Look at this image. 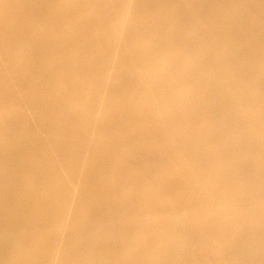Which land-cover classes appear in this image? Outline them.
Listing matches in <instances>:
<instances>
[{
  "label": "bare ground",
  "instance_id": "bare-ground-1",
  "mask_svg": "<svg viewBox=\"0 0 264 264\" xmlns=\"http://www.w3.org/2000/svg\"><path fill=\"white\" fill-rule=\"evenodd\" d=\"M0 264H264V0H0Z\"/></svg>",
  "mask_w": 264,
  "mask_h": 264
},
{
  "label": "rangeland",
  "instance_id": "rangeland-1",
  "mask_svg": "<svg viewBox=\"0 0 264 264\" xmlns=\"http://www.w3.org/2000/svg\"><path fill=\"white\" fill-rule=\"evenodd\" d=\"M226 202H228V201H226Z\"/></svg>",
  "mask_w": 264,
  "mask_h": 264
}]
</instances>
